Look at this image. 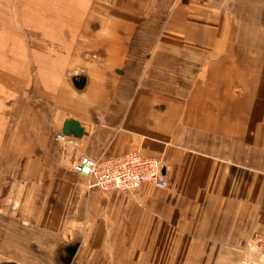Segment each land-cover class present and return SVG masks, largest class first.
I'll list each match as a JSON object with an SVG mask.
<instances>
[{
    "label": "crops",
    "instance_id": "1",
    "mask_svg": "<svg viewBox=\"0 0 264 264\" xmlns=\"http://www.w3.org/2000/svg\"><path fill=\"white\" fill-rule=\"evenodd\" d=\"M150 1L126 0L122 12L169 10L162 42L180 53L109 47L103 58L0 65V182H14L15 196L37 189L33 200L42 188L63 194L66 222L115 264H245V245L264 235V0ZM35 4L51 23L38 35L79 32L75 5ZM68 120L83 132L63 151L54 135ZM132 152L161 163L165 189L87 191L72 170L83 155Z\"/></svg>",
    "mask_w": 264,
    "mask_h": 264
},
{
    "label": "rangeland",
    "instance_id": "2",
    "mask_svg": "<svg viewBox=\"0 0 264 264\" xmlns=\"http://www.w3.org/2000/svg\"><path fill=\"white\" fill-rule=\"evenodd\" d=\"M35 1L40 0H0V9H4L0 12V41H5L7 46L0 50V65L103 58L109 47L110 52L113 49L114 56L152 55L157 45L165 50L164 54L181 52L180 45L162 42L165 36L163 22L169 10L162 11L156 7L155 11L134 18L122 12L126 0H41L42 5H54L62 10L75 5L70 18L75 19L79 27L76 36L68 33L42 36L38 35L40 21L50 19H36ZM162 1L176 0L150 2L161 7ZM18 5L26 9L23 20L17 18ZM6 9L9 12L4 13ZM83 14L86 21L90 19L94 23L93 31H88L86 37L82 31L83 21H78ZM126 18L138 20L135 28L127 27ZM151 20L154 21L152 24ZM50 24L45 22L44 30ZM123 34L125 44H115L122 41ZM74 36L73 42L71 37ZM88 42H91L89 50L84 47ZM19 70L15 67L16 72ZM13 183L0 182V196L3 197L0 198V264H115V260L106 259L88 240H83L80 226L70 220L66 222L61 201L63 194H53L52 187L42 188L43 196L36 198L35 195L33 200L32 191L34 193L37 189L20 190L19 184L20 193L25 192L26 195L15 196ZM5 186L7 190L12 188L8 201L4 197L5 191H2ZM259 236L264 237L259 234L253 238ZM246 245L244 263L264 264V255L249 254Z\"/></svg>",
    "mask_w": 264,
    "mask_h": 264
},
{
    "label": "built area",
    "instance_id": "3",
    "mask_svg": "<svg viewBox=\"0 0 264 264\" xmlns=\"http://www.w3.org/2000/svg\"><path fill=\"white\" fill-rule=\"evenodd\" d=\"M54 137L63 151L74 146V137L64 136L61 132ZM72 165L73 172L84 179L87 191L135 193L145 184L158 189L167 187L162 176L161 163L140 152H132L123 157L98 159L83 155L72 162ZM246 246L249 254L257 257L264 255L263 236L252 238Z\"/></svg>",
    "mask_w": 264,
    "mask_h": 264
},
{
    "label": "water",
    "instance_id": "4",
    "mask_svg": "<svg viewBox=\"0 0 264 264\" xmlns=\"http://www.w3.org/2000/svg\"><path fill=\"white\" fill-rule=\"evenodd\" d=\"M82 132L80 124L74 120L65 121L61 130L64 136H71L77 139L82 138Z\"/></svg>",
    "mask_w": 264,
    "mask_h": 264
}]
</instances>
